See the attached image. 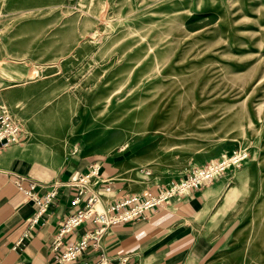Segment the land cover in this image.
<instances>
[{
    "label": "rangeland",
    "instance_id": "374dc122",
    "mask_svg": "<svg viewBox=\"0 0 264 264\" xmlns=\"http://www.w3.org/2000/svg\"><path fill=\"white\" fill-rule=\"evenodd\" d=\"M0 81L37 177L114 159L141 195L243 152L196 189L205 264H264V0H0Z\"/></svg>",
    "mask_w": 264,
    "mask_h": 264
},
{
    "label": "crops",
    "instance_id": "0c3cea01",
    "mask_svg": "<svg viewBox=\"0 0 264 264\" xmlns=\"http://www.w3.org/2000/svg\"><path fill=\"white\" fill-rule=\"evenodd\" d=\"M114 161L102 158L90 163L72 157L55 176L44 178L35 175L32 164L28 163L18 147L1 150L0 264H51L50 243L53 237L64 219L81 208L90 194H96L101 207L127 196L122 179L116 174ZM90 165L97 166L96 174L86 182V192L81 195L79 204L72 206L70 200L81 185L68 183L77 182ZM17 176L38 183L34 190L43 203L40 213H37L39 205L24 198L17 190L14 184ZM53 187L55 195L44 200L45 194ZM206 192V188L195 190L181 200L167 201L141 217L110 226L101 248L87 249L72 264L94 263L100 253L107 264H205L207 251L224 236L208 222L212 208L207 206ZM35 217L36 221H33ZM90 226V221L77 225L73 234L61 237V242L73 240ZM23 233L26 235L24 238Z\"/></svg>",
    "mask_w": 264,
    "mask_h": 264
},
{
    "label": "built area",
    "instance_id": "2783aa9c",
    "mask_svg": "<svg viewBox=\"0 0 264 264\" xmlns=\"http://www.w3.org/2000/svg\"><path fill=\"white\" fill-rule=\"evenodd\" d=\"M19 131L17 123L11 119L9 114L1 112L0 150L18 141ZM242 155L244 153L240 151L233 152L230 156L223 155L218 161H212L203 166L191 169L190 173L183 179L172 181L166 187L159 188L156 191H145L141 195H127L113 204L101 207L99 211L92 208V200L95 195L90 194L81 208H77L64 219L58 233L53 237L50 243V263L72 264L87 249H100L104 235L110 226L141 217L147 211L162 206L168 200H181L203 183L214 179L223 171L229 169V167L235 166ZM97 169V166L90 165L89 170H87L88 174H82L77 182L68 183V185H81L70 200L72 206L79 204L81 195L86 192V182L96 174ZM23 182H25L24 185ZM14 184L26 199L39 205L37 213H40L43 209V203L40 202L34 190L37 184L23 176H17ZM53 188L45 194L44 200H49L55 195V187ZM33 221H36V217ZM85 221L91 222V226L88 229L75 236L73 240H68L65 243L61 242L62 236L73 234V229ZM25 236V233H23L22 238ZM90 264H106V259L100 253L98 260Z\"/></svg>",
    "mask_w": 264,
    "mask_h": 264
}]
</instances>
